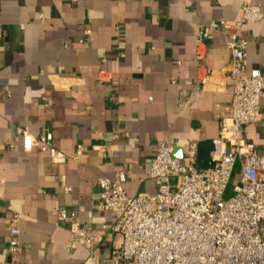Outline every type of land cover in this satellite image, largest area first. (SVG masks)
Wrapping results in <instances>:
<instances>
[{"label": "crops", "instance_id": "crops-1", "mask_svg": "<svg viewBox=\"0 0 264 264\" xmlns=\"http://www.w3.org/2000/svg\"><path fill=\"white\" fill-rule=\"evenodd\" d=\"M241 14L242 0H0V264H104L117 237L114 216L98 210L101 176L125 169L130 196L156 192L152 161L171 139L182 162L214 164L216 110L234 94L230 33L249 40L247 73L264 72V18L239 27ZM212 19L226 23L206 38L201 63L195 32ZM25 127L82 153L56 162L26 150ZM243 134L264 154V98ZM62 209L104 242L71 248ZM15 214L19 254L9 251Z\"/></svg>", "mask_w": 264, "mask_h": 264}, {"label": "built area", "instance_id": "built-area-1", "mask_svg": "<svg viewBox=\"0 0 264 264\" xmlns=\"http://www.w3.org/2000/svg\"><path fill=\"white\" fill-rule=\"evenodd\" d=\"M263 18L264 11L255 0H242L237 26ZM225 23L212 19L197 28L196 58L201 63L206 38ZM248 44V38L238 32L230 33L225 43L232 58L234 94L230 103L216 110L220 129L212 166L199 168L194 157L182 162L174 155L178 142L171 139L158 143L152 161L150 176L158 187L156 192L130 196L124 186L125 169L116 179H98V210L114 216L112 232L117 237L104 264H264V154L243 134V128L256 120L264 98V72L247 73ZM208 77L206 73L198 82L205 86ZM21 134L26 150L38 146L56 162L78 160L82 153L81 146L71 155L59 150L50 131L35 136L25 127ZM191 149L194 151L195 144ZM237 172L238 182L226 198ZM59 218L70 222L71 248H93L104 242L103 232L83 226L67 210H60ZM18 220L15 214L9 229L13 254L23 251Z\"/></svg>", "mask_w": 264, "mask_h": 264}, {"label": "rangeland", "instance_id": "rangeland-1", "mask_svg": "<svg viewBox=\"0 0 264 264\" xmlns=\"http://www.w3.org/2000/svg\"><path fill=\"white\" fill-rule=\"evenodd\" d=\"M239 177V174L238 172L236 174H234V176L232 177L230 183H229V186H228V189H227V192L225 194V197L228 198L232 195V190H233V187L234 185L238 182V178Z\"/></svg>", "mask_w": 264, "mask_h": 264}, {"label": "water", "instance_id": "water-1", "mask_svg": "<svg viewBox=\"0 0 264 264\" xmlns=\"http://www.w3.org/2000/svg\"><path fill=\"white\" fill-rule=\"evenodd\" d=\"M177 148L175 149L174 155L177 156L178 154Z\"/></svg>", "mask_w": 264, "mask_h": 264}]
</instances>
